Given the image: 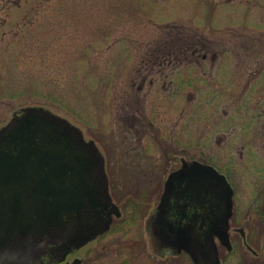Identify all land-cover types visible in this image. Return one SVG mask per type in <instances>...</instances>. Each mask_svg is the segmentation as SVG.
Returning <instances> with one entry per match:
<instances>
[{
	"label": "rangeland",
	"instance_id": "rangeland-1",
	"mask_svg": "<svg viewBox=\"0 0 264 264\" xmlns=\"http://www.w3.org/2000/svg\"><path fill=\"white\" fill-rule=\"evenodd\" d=\"M262 98L264 0H0V127L45 107L98 144L117 185L122 217L70 264L163 261L150 219L167 165L213 159L224 110Z\"/></svg>",
	"mask_w": 264,
	"mask_h": 264
},
{
	"label": "water",
	"instance_id": "water-1",
	"mask_svg": "<svg viewBox=\"0 0 264 264\" xmlns=\"http://www.w3.org/2000/svg\"><path fill=\"white\" fill-rule=\"evenodd\" d=\"M232 197L212 166L184 163L150 219L158 246L184 250L195 264H218L215 239L229 242ZM121 216L105 157L81 128L43 107L16 111L0 128V264L65 258Z\"/></svg>",
	"mask_w": 264,
	"mask_h": 264
},
{
	"label": "flooded vegetation",
	"instance_id": "flooded-vegetation-1",
	"mask_svg": "<svg viewBox=\"0 0 264 264\" xmlns=\"http://www.w3.org/2000/svg\"><path fill=\"white\" fill-rule=\"evenodd\" d=\"M204 47L205 51L208 50L206 46ZM203 59H207L206 54H203ZM201 70L203 71V69ZM202 74L204 75L203 72ZM257 74L256 69L249 73L241 97L236 102L240 106H248L252 103L249 96L256 85H252V82ZM227 76L228 81L232 82L228 72ZM260 80L262 78L256 82ZM260 105L264 106V98L259 101ZM223 115L225 116L224 121L228 123L227 125L230 124L231 130L230 133L219 132L216 134L220 149L215 151L213 159L205 161L203 158H191L187 160V158L181 157L180 163L174 164V168H172L173 165L170 168L169 163L166 169H169L170 172L167 176L163 175V185L173 172L183 167L184 163L189 165L198 162L209 165L223 174L233 190V197L232 214L229 221V242L226 244L219 238L215 239L218 264H264V107L261 110L256 108L252 114L246 115L245 113L246 116L240 111L236 114V109L233 111L224 110ZM220 122L221 120L218 124ZM224 144L225 147L222 149ZM194 213L193 208L187 212L189 216ZM152 248L164 258L158 264H195L191 256L184 250L176 251L171 246L160 248L157 241L154 245L152 244ZM63 258L62 255L57 256L55 264L63 263ZM46 260L50 259L45 258L41 264H45ZM73 264H82V260L75 259Z\"/></svg>",
	"mask_w": 264,
	"mask_h": 264
},
{
	"label": "trees",
	"instance_id": "trees-1",
	"mask_svg": "<svg viewBox=\"0 0 264 264\" xmlns=\"http://www.w3.org/2000/svg\"><path fill=\"white\" fill-rule=\"evenodd\" d=\"M110 174H111V176H112L111 184H112V186L114 187L113 189L116 190L117 185H116V183L114 182V181H115L114 174H113V172H110ZM141 197H142V196H141ZM141 197H140V198H141ZM143 198H144V195H143V197L141 198L140 202L137 203V207H138V206H141V204H142L141 202L144 200ZM139 204H140V205H139Z\"/></svg>",
	"mask_w": 264,
	"mask_h": 264
}]
</instances>
